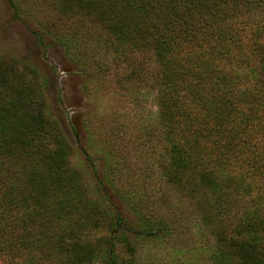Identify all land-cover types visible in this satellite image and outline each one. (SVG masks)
Masks as SVG:
<instances>
[{"label": "trees", "instance_id": "obj_1", "mask_svg": "<svg viewBox=\"0 0 264 264\" xmlns=\"http://www.w3.org/2000/svg\"><path fill=\"white\" fill-rule=\"evenodd\" d=\"M64 7L100 21L119 52L153 50L169 121V182L215 195L203 219L216 238V264H264V0H64ZM13 65L0 56V261L92 264L86 236L49 234L47 213H72L71 146L45 98L14 92ZM112 226L107 264H135L116 250L121 237L133 252L127 231L164 229L147 217L130 226L120 214Z\"/></svg>", "mask_w": 264, "mask_h": 264}, {"label": "rangeland", "instance_id": "obj_2", "mask_svg": "<svg viewBox=\"0 0 264 264\" xmlns=\"http://www.w3.org/2000/svg\"><path fill=\"white\" fill-rule=\"evenodd\" d=\"M74 10L64 0H0V56L14 63V92L45 98L71 146L72 213H47L49 234L86 236L91 263L107 264L115 216L130 226L147 217L164 229L127 231L134 249L124 251L118 238L121 256L135 264H216V238L203 219L215 195L191 193L166 175L169 121L153 50L119 52L100 21Z\"/></svg>", "mask_w": 264, "mask_h": 264}]
</instances>
